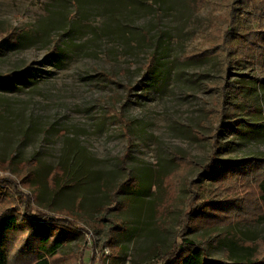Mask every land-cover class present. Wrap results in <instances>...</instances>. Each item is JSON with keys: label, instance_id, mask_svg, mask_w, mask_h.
Here are the masks:
<instances>
[{"label": "rangeland", "instance_id": "rangeland-1", "mask_svg": "<svg viewBox=\"0 0 264 264\" xmlns=\"http://www.w3.org/2000/svg\"><path fill=\"white\" fill-rule=\"evenodd\" d=\"M233 4L0 0V76L12 75L0 79V212L28 201L72 222L59 264H157L182 238L224 264L264 260L253 185L227 194L234 177L219 184L198 166L220 126L225 77L240 81L243 99L215 156L264 158V49L229 70L220 55H199L227 29ZM224 195L231 219L247 221L204 215L189 225L186 211Z\"/></svg>", "mask_w": 264, "mask_h": 264}, {"label": "trees", "instance_id": "trees-1", "mask_svg": "<svg viewBox=\"0 0 264 264\" xmlns=\"http://www.w3.org/2000/svg\"><path fill=\"white\" fill-rule=\"evenodd\" d=\"M229 26L219 37L218 41L199 53L200 56L212 57L220 55L225 65V70L230 69L232 63L254 62L261 50L264 49V0H232ZM263 35V36H262ZM10 44L15 42L9 41ZM153 63L147 67L153 69ZM12 77L11 74L0 76V79ZM216 88L220 91V101L216 106L220 126L213 137V146L208 161L198 164L203 172L201 176L212 177L221 184L225 179L234 177L235 186H224L223 191L237 192L242 185H253L256 198L264 203V158L244 157L241 159L221 160L215 156L221 151L218 145L219 128L239 122L236 118L238 104L242 101V85L240 81L229 80L218 83ZM189 164H195L188 156ZM178 164V163H177ZM240 179H245L244 183ZM123 182L118 185V191L123 187ZM228 190V191H227ZM242 190V189H241ZM245 193V192H244ZM233 197L224 195L219 200H210L199 204V207L186 211L187 221L194 223L201 216L208 215L215 219L209 223H215L219 218H225V223L247 221L228 210L229 200ZM233 200V199H232ZM239 202V200H238ZM232 203V202H231ZM203 204V205H202ZM206 205V207H205ZM32 206L26 201L22 211L9 208L0 212V264H59L60 247L62 246L61 235L63 227L70 228L74 224L59 217L50 216L40 211L33 213ZM108 211V210H107ZM106 222L111 223L108 219ZM87 224H89L87 222ZM108 229L117 232L114 223ZM210 224V225H211ZM192 226V225H190ZM231 241H236L233 235ZM237 242V241H236ZM229 257V250H226ZM259 262V263H258ZM261 262V263H260ZM157 264H224L218 260L206 258L199 250V246L192 240L182 238L173 242L171 247L161 254ZM233 264H264V260L236 261Z\"/></svg>", "mask_w": 264, "mask_h": 264}]
</instances>
